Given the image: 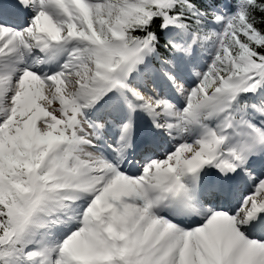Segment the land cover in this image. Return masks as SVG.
<instances>
[{"label": "snow or ice", "instance_id": "obj_1", "mask_svg": "<svg viewBox=\"0 0 264 264\" xmlns=\"http://www.w3.org/2000/svg\"><path fill=\"white\" fill-rule=\"evenodd\" d=\"M0 264H264V0H0Z\"/></svg>", "mask_w": 264, "mask_h": 264}, {"label": "bare ground", "instance_id": "obj_2", "mask_svg": "<svg viewBox=\"0 0 264 264\" xmlns=\"http://www.w3.org/2000/svg\"><path fill=\"white\" fill-rule=\"evenodd\" d=\"M55 106V105H54Z\"/></svg>", "mask_w": 264, "mask_h": 264}]
</instances>
